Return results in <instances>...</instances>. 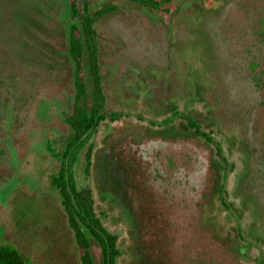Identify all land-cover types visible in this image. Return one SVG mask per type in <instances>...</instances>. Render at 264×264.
<instances>
[{"label":"rangeland","instance_id":"obj_1","mask_svg":"<svg viewBox=\"0 0 264 264\" xmlns=\"http://www.w3.org/2000/svg\"><path fill=\"white\" fill-rule=\"evenodd\" d=\"M104 4L105 119L73 171L115 264H264V0H91L90 14ZM67 22L66 0H0V245L28 264H81L44 150L70 135ZM173 111L212 143L181 117L159 123ZM88 250L100 264L93 238Z\"/></svg>","mask_w":264,"mask_h":264},{"label":"trees","instance_id":"obj_2","mask_svg":"<svg viewBox=\"0 0 264 264\" xmlns=\"http://www.w3.org/2000/svg\"><path fill=\"white\" fill-rule=\"evenodd\" d=\"M91 0H66L67 19V57L71 65L72 94L69 112L62 111V121L68 126L70 135L60 151H54L48 141L44 150L50 156L57 158L58 168L49 175V183L57 191L59 202L67 216L75 243L80 250L81 264H93L88 250L89 238H93L100 248V264H115L118 249L115 246L114 235L101 223L93 213V198L89 188L76 186L74 179V164L79 152L87 144L84 167L90 164V138L97 126L105 119L103 114L104 94L101 87V76L98 64V45L94 22L115 6L104 4L93 14L89 12ZM153 9H166L170 0H130ZM84 60L90 80L87 89L84 78ZM90 105L87 107V97ZM174 117H181L186 125L197 136L212 143L211 137L199 129V124L173 111L170 116L161 119L159 123H170ZM216 155L220 156L217 144H214ZM224 161V158L220 156ZM0 264H28L17 250L11 246L0 245Z\"/></svg>","mask_w":264,"mask_h":264}]
</instances>
